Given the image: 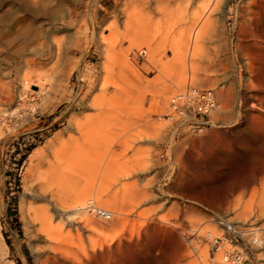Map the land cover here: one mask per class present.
Listing matches in <instances>:
<instances>
[{
	"label": "rangeland",
	"instance_id": "rangeland-1",
	"mask_svg": "<svg viewBox=\"0 0 264 264\" xmlns=\"http://www.w3.org/2000/svg\"><path fill=\"white\" fill-rule=\"evenodd\" d=\"M222 223L264 264V0H0V264H210Z\"/></svg>",
	"mask_w": 264,
	"mask_h": 264
},
{
	"label": "built area",
	"instance_id": "built-area-1",
	"mask_svg": "<svg viewBox=\"0 0 264 264\" xmlns=\"http://www.w3.org/2000/svg\"><path fill=\"white\" fill-rule=\"evenodd\" d=\"M145 55V51L138 53L139 58ZM217 107L212 91L188 86L183 93L172 97L168 109L160 118L170 122L177 131L190 129L200 132L209 126V118ZM88 211L103 221L111 218L109 212L101 209L89 207ZM221 226V235L205 237L210 248V264H250L248 250L262 246L258 230L246 233L230 224L222 223Z\"/></svg>",
	"mask_w": 264,
	"mask_h": 264
},
{
	"label": "bare ground",
	"instance_id": "bare-ground-1",
	"mask_svg": "<svg viewBox=\"0 0 264 264\" xmlns=\"http://www.w3.org/2000/svg\"><path fill=\"white\" fill-rule=\"evenodd\" d=\"M198 36V38H201V34H197ZM198 38H197V40H198ZM196 36H194L193 37V42H192V46H191V48L190 49H192V51L193 50H195L196 48L194 47L195 46V44H196ZM198 47V46H197ZM176 50V49H175ZM191 68H193V69H195V67L194 66H192L191 65ZM192 77H194V76H192ZM26 84V83H25ZM27 85V84H26ZM183 93V92H182ZM178 94V93H177ZM175 96V95H174ZM173 96V97H174ZM172 99V98H171ZM168 107H169V105H168ZM168 109V108H167ZM89 207H93V205H89L88 207H86L85 208V205L84 204H81V205H78L76 208H75V210L74 211H76V212H84L85 210L88 212V214L89 215H91V216H93V217H95L94 215H92V214H90L89 213V211H88V208ZM93 208H95V207H93ZM97 209H100V208H97ZM101 210H104V209H101ZM104 211H107V210H104ZM108 212V211H107ZM110 213V212H109ZM76 214V213H75ZM111 215V214H110ZM96 219H99V218H97V217H95ZM99 220H101V221H103L102 219H99ZM112 220V215H111V218H110V220L109 221H111ZM109 221H104V222H109ZM207 236H213V235H211V234H206V236L205 237H207Z\"/></svg>",
	"mask_w": 264,
	"mask_h": 264
},
{
	"label": "crops",
	"instance_id": "crops-1",
	"mask_svg": "<svg viewBox=\"0 0 264 264\" xmlns=\"http://www.w3.org/2000/svg\"><path fill=\"white\" fill-rule=\"evenodd\" d=\"M245 184V182H243L242 180L241 181H239V183H238V186L237 187H241L242 185H244Z\"/></svg>",
	"mask_w": 264,
	"mask_h": 264
}]
</instances>
